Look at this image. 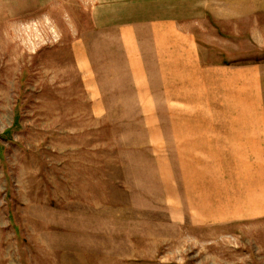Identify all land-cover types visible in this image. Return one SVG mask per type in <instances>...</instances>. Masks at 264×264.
Returning a JSON list of instances; mask_svg holds the SVG:
<instances>
[{
  "label": "rangeland",
  "instance_id": "1",
  "mask_svg": "<svg viewBox=\"0 0 264 264\" xmlns=\"http://www.w3.org/2000/svg\"><path fill=\"white\" fill-rule=\"evenodd\" d=\"M14 10L0 0V264H264V214L242 213L264 208V142L184 143L204 113L155 64L135 77L86 0ZM212 11L213 49L240 69L222 85L242 119L261 91L264 118V0Z\"/></svg>",
  "mask_w": 264,
  "mask_h": 264
},
{
  "label": "crops",
  "instance_id": "2",
  "mask_svg": "<svg viewBox=\"0 0 264 264\" xmlns=\"http://www.w3.org/2000/svg\"><path fill=\"white\" fill-rule=\"evenodd\" d=\"M14 1V13L17 14L32 12L52 0ZM222 1L233 0H86L93 29L101 32L104 38L107 36L105 32L110 31L108 34L112 40L121 42L120 46L127 55L126 62L135 65V77L148 80L147 68L143 64H155L153 70L162 72L161 77L174 80L173 86L179 88L167 90L169 100L183 105L178 109L184 112L198 110L204 113L205 117L198 118L193 124L188 126L185 118L182 124V141L198 143L200 150L203 143L264 142L262 92L255 88L258 106L255 118L242 119L238 114L239 88L222 85L240 73L238 66L224 64L222 55H219L222 52L213 49L217 47V30L220 32L221 26L209 23L207 17ZM186 80H202V85L192 90L186 87ZM249 91L251 94L252 90ZM242 157L258 156L244 154ZM251 207L246 213L242 212L244 218L264 214L263 207ZM218 216L222 217L219 220L234 219L228 218L226 213ZM210 217L202 214L199 202L198 222Z\"/></svg>",
  "mask_w": 264,
  "mask_h": 264
}]
</instances>
